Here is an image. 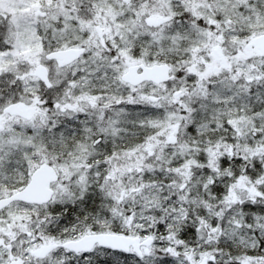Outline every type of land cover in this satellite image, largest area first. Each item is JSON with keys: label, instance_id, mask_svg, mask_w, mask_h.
Segmentation results:
<instances>
[{"label": "snow or ice", "instance_id": "obj_1", "mask_svg": "<svg viewBox=\"0 0 264 264\" xmlns=\"http://www.w3.org/2000/svg\"><path fill=\"white\" fill-rule=\"evenodd\" d=\"M0 264H264V0H0Z\"/></svg>", "mask_w": 264, "mask_h": 264}]
</instances>
